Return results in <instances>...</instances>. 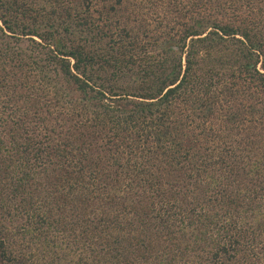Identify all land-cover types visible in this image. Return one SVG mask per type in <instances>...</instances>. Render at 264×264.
Listing matches in <instances>:
<instances>
[{"label":"trees","instance_id":"trees-1","mask_svg":"<svg viewBox=\"0 0 264 264\" xmlns=\"http://www.w3.org/2000/svg\"><path fill=\"white\" fill-rule=\"evenodd\" d=\"M130 1L0 0V264H264V0Z\"/></svg>","mask_w":264,"mask_h":264},{"label":"rangeland","instance_id":"rangeland-1","mask_svg":"<svg viewBox=\"0 0 264 264\" xmlns=\"http://www.w3.org/2000/svg\"><path fill=\"white\" fill-rule=\"evenodd\" d=\"M113 0H107V9L111 8ZM243 3L244 1L241 0ZM96 4V5H95ZM92 5L95 16L98 18L101 9L106 11V4L95 3ZM118 12L112 13L111 19L130 24L139 28L141 25L160 24V22L171 19L175 20V0H131L121 6H117ZM115 12V11H112ZM116 14V15H115ZM169 16V17H168Z\"/></svg>","mask_w":264,"mask_h":264}]
</instances>
